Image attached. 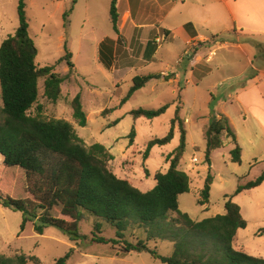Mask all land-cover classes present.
Returning <instances> with one entry per match:
<instances>
[{
	"label": "rangeland",
	"instance_id": "1",
	"mask_svg": "<svg viewBox=\"0 0 264 264\" xmlns=\"http://www.w3.org/2000/svg\"><path fill=\"white\" fill-rule=\"evenodd\" d=\"M18 4L19 0H0V47L5 39L17 31ZM26 4L29 33L39 51L37 65L40 68L54 66L55 72L65 79L62 84V96L57 103L44 96L45 79H41L39 100L30 114L40 115L45 120L69 122L88 148L101 144L110 151L114 160L109 163V167L116 176L129 181L142 192L152 190L156 186L155 175L169 170L170 155L180 145L179 124H176L178 132L175 133L174 140L168 145L156 146L146 157L147 144L155 138H164L170 132L171 122L176 115V104L181 99L180 88L187 84V80H180L174 96L171 88L173 84L167 83L164 78H178L176 73L166 70L162 73L161 80L150 81L129 101L122 104V100L133 86L135 76H145L161 70L171 60L161 58L164 54L160 53L153 63L139 65L137 60H129L123 54L125 45L120 44V58L116 60V68L106 69L100 62L99 42L103 37L114 34L110 21V0H26ZM71 9L70 16L65 19V13ZM66 47L73 55L74 69H71L67 62H59L66 55ZM210 57L209 55L208 58ZM174 62L175 60L171 63ZM187 70L195 71V67L190 66ZM230 74L220 75L228 80ZM194 89L190 86L186 93L185 108L179 107L182 113L180 117L190 118L196 125H192L193 129L189 132L187 148L179 166L180 170L189 175L191 181L190 193L179 198L180 210L189 214L194 221H202L225 214V205L231 199L240 206L241 214L248 223L246 229L239 230L236 246L252 256L264 258V235L260 236V231L264 228V184L235 196L239 186L256 180L262 174L264 163L260 161L256 164L252 160L253 155L257 153L244 137L240 115L228 104L225 110L232 116L234 130L241 132L240 138L245 148L243 162H232L231 151L234 144L226 141L223 148L213 152L211 167L209 166L205 134L210 123H205L211 121V113L223 108L216 109L214 103L210 106L207 103L209 94L206 91H200L198 101L195 102ZM78 95H81L88 121L87 127L84 128L80 127L74 118L72 103ZM167 104L175 107H170L164 115L153 120H136L131 114L140 108L153 110ZM2 106L0 85V109ZM117 120L119 124L109 128ZM183 127L185 129V125ZM133 129L135 136L132 138L130 134ZM260 149L259 156L264 154V148ZM195 159L198 161L194 162ZM2 165L3 158L0 155V167ZM8 171L12 172L7 181H12L13 185L4 188L8 189L9 195L15 199L31 197L27 190L25 172L17 167ZM209 173L213 177L211 197L208 204L201 206L198 201L202 199L201 193ZM59 211L60 209L56 210L54 215L59 216ZM172 216L177 217L176 214ZM97 224L101 225L99 236L117 239L113 226L88 213L83 214L80 222V234L86 238L74 242L54 227L46 228L43 235L35 231L34 222H28L23 229V214L0 206V255L10 258L25 256L29 259L28 264H56L59 258L73 250L68 264H164L149 252L125 254L122 244L93 243ZM147 239L145 230L134 225L125 234V241L133 244ZM148 245L151 250H157L164 257L172 256L174 251V245L169 241H149Z\"/></svg>",
	"mask_w": 264,
	"mask_h": 264
},
{
	"label": "trees",
	"instance_id": "2",
	"mask_svg": "<svg viewBox=\"0 0 264 264\" xmlns=\"http://www.w3.org/2000/svg\"><path fill=\"white\" fill-rule=\"evenodd\" d=\"M117 0L112 1L110 16L114 31L118 30ZM72 9L65 13V19ZM19 26L14 35L4 40L0 47V85L2 108L0 109V206L23 214V225L35 223V231L43 235L46 228L54 227L71 241L85 239L80 234V222L84 213L103 219L116 229L117 239L99 236L101 225H95L92 242L103 245H123L125 254L149 252L164 264H264V258L252 256L236 246L239 230L246 229L247 221L241 208L231 199L225 205V214L202 221H194L179 207L180 196L190 193L189 175L180 170V162L187 148V132L176 110L171 129L164 138H155L147 144L146 157L156 146L170 144L175 138L176 124H179L180 145L170 155V168L166 173L155 175L156 186L142 192L129 181L116 176L109 167L114 160L110 151L101 144L87 147L73 126L64 120H45L40 115L32 116L30 111L39 100V81L45 79L44 96L57 103L62 96L65 79L55 72L54 66L40 68L37 65L38 48L29 33L26 0H19ZM192 25H187V30ZM116 43L107 38L100 45V62L106 69L114 65ZM73 55L67 50L59 62H67L74 69ZM161 74L135 76L133 86L122 104L147 86L151 80H161ZM171 77L164 78L165 81ZM74 118L80 127H87L88 121L83 109L81 95L73 103ZM171 105L159 109L134 110L131 114L137 120H153L164 115ZM119 124V120L110 127ZM135 136V129L130 137ZM225 138V139H224ZM206 158L211 167L214 151L229 141L235 145L231 151L233 163L242 164V148L237 143L229 119L215 112L206 130ZM133 143L134 140L132 139ZM20 168L26 174L27 190L31 197L15 199L8 189L13 185L7 181L8 169ZM264 171L254 181L237 188L235 196L261 187ZM213 177L209 173L202 199L198 204L209 203ZM5 189L6 192L3 190ZM60 209L59 216L54 212ZM172 214H176L174 218ZM137 226L147 233V241L133 244L125 241V234L131 226ZM264 235V228L260 236ZM164 240L173 243L172 256L164 257L157 250L149 248V241ZM73 250L57 260L56 264H68ZM25 256L14 258L0 255V264H28Z\"/></svg>",
	"mask_w": 264,
	"mask_h": 264
},
{
	"label": "crops",
	"instance_id": "3",
	"mask_svg": "<svg viewBox=\"0 0 264 264\" xmlns=\"http://www.w3.org/2000/svg\"><path fill=\"white\" fill-rule=\"evenodd\" d=\"M116 7L119 33L114 31L99 42L109 38L116 43L113 68L120 58V44L125 45L123 54L139 65L153 63L160 53L164 54L161 58L175 60L148 75H162L166 70L176 73L178 79L167 82L173 84L174 96L179 82L187 80L180 88L176 108H185L190 86L195 88V102L198 93L206 91L207 103L223 108L215 110V114L226 116L233 130L232 116L225 107H234L240 115L244 137L257 153L252 160L264 163V154L259 156L260 148H264V0H117ZM187 25H192L190 30ZM190 66L195 71L187 70ZM221 73H231V77L225 80ZM181 119L188 137L192 125H196L190 118ZM208 123L209 120L205 124ZM235 132L243 158L241 132ZM237 238L238 233L236 243ZM237 249L244 251L238 246Z\"/></svg>",
	"mask_w": 264,
	"mask_h": 264
},
{
	"label": "built area",
	"instance_id": "4",
	"mask_svg": "<svg viewBox=\"0 0 264 264\" xmlns=\"http://www.w3.org/2000/svg\"><path fill=\"white\" fill-rule=\"evenodd\" d=\"M197 161H198L197 159L194 160V162H197Z\"/></svg>",
	"mask_w": 264,
	"mask_h": 264
}]
</instances>
